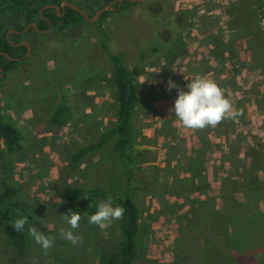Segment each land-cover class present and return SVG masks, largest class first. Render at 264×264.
Here are the masks:
<instances>
[{
	"label": "rangeland",
	"instance_id": "374dc122",
	"mask_svg": "<svg viewBox=\"0 0 264 264\" xmlns=\"http://www.w3.org/2000/svg\"><path fill=\"white\" fill-rule=\"evenodd\" d=\"M256 1L264 37L262 1ZM180 7V0H141L108 10L100 21L79 19L62 33L48 30L25 40L33 46L29 56L0 84V115L22 134L21 147L13 153H6L0 143V191L5 186L16 189L15 199L27 203L32 217L28 228L53 238V246L46 254L28 232V245L18 251L9 226L0 219V264H112L122 244L119 220L106 229L90 224L78 212L80 200H62L66 188L101 189L105 195L99 203L111 199L113 207L119 195L132 197L140 224L135 264H202L201 252L214 233L234 227L235 218L227 211L238 205L249 209L247 226L264 228V90L258 84L263 77L238 75L223 84L215 79L232 110L242 114L214 128H183L170 111L179 91H189L187 85L197 75L212 79L200 74V67L185 72L182 54L191 48V58L197 48L185 49L179 40ZM195 14L191 9L185 20L189 42L194 40ZM102 39L135 74L132 121L138 137L130 184L122 175L114 139L75 158L116 125V88ZM166 54L177 56L169 62ZM169 81L176 87L169 90ZM62 95L74 119L53 127L49 117ZM204 208L213 209L219 221L205 215ZM69 210L82 216L73 230L83 241L76 246L59 235L61 228L70 229L61 217ZM261 235L250 260V255L237 256L238 263L233 262L227 254L228 263L264 264V230Z\"/></svg>",
	"mask_w": 264,
	"mask_h": 264
},
{
	"label": "trees",
	"instance_id": "16d2710c",
	"mask_svg": "<svg viewBox=\"0 0 264 264\" xmlns=\"http://www.w3.org/2000/svg\"><path fill=\"white\" fill-rule=\"evenodd\" d=\"M111 1L114 0H77L75 4L89 16L91 11L96 8L97 10L101 9ZM50 4L60 5V1L0 0V53H5L12 58L22 57L26 52V47L16 46L15 44L27 42L25 40L32 34L40 36L41 31H47L48 29L52 32L62 33L71 26L76 25L79 19L84 20L78 12L68 7L58 14L55 9H45L40 14V10ZM131 4L135 3L123 1L119 9ZM113 7L116 8L117 3ZM107 13L108 11L102 13L99 21ZM34 22L36 23L35 27L30 26L26 32L23 31L27 25ZM10 30H15L18 33L10 32L6 37L7 32ZM100 43L103 52L112 65L111 77L115 84V97L118 104L116 125L113 129L104 131L95 143L80 149L75 158L78 159L87 153L97 151L105 143L114 139L113 147L122 167V175L126 182L130 184L135 173L136 157H134V151L138 137V132L132 121L137 102L135 74L126 67L121 56L111 53L105 39H102ZM30 45L33 47L31 43ZM165 56L171 62L175 59L176 54H166ZM23 60H9L3 54H0V69L3 72L0 84L5 79L6 74L15 70ZM74 114L68 100L62 95L50 114L49 123L53 127H64L74 119ZM21 141L22 134L20 130L0 115V143L3 150L6 153L15 152L20 149ZM104 195L105 191L97 188H66L61 197L66 203L80 200L78 212L89 217L97 212L99 201ZM15 196L16 189L14 187L5 186L0 191V219L9 226L13 235V244L18 251H21L28 245V225L32 217L28 212L27 203L17 201ZM117 206L123 207L125 213L123 219L118 222L122 244L117 253L113 255L112 264H135L133 259L137 250L136 240L140 230L139 210L132 197L127 193L118 196ZM202 212L211 216L214 219L213 221H219L213 209L204 208ZM248 212L249 209L244 204L234 207L232 212L231 210L227 211L231 218H235L236 223L234 227L228 225L224 227L225 229L220 234L214 233L213 240L211 239L208 242L209 245H206L204 251L201 252L202 264H233L228 263L227 254L235 262H237V256L254 255L256 248L260 246L261 230H264V228L255 230L253 227L247 226ZM23 217H27L28 223L23 231L17 232L12 225L17 219ZM230 217H227V221L231 219Z\"/></svg>",
	"mask_w": 264,
	"mask_h": 264
},
{
	"label": "crops",
	"instance_id": "0c3cea01",
	"mask_svg": "<svg viewBox=\"0 0 264 264\" xmlns=\"http://www.w3.org/2000/svg\"><path fill=\"white\" fill-rule=\"evenodd\" d=\"M257 3L256 0H180L184 7L179 9L183 19L179 40L182 39L185 49L191 45L194 50L197 48L191 58L188 55L191 48L182 54L185 72L191 66L200 67V74H209L212 81L218 78L222 84L227 82V77L234 82L238 75L262 76L263 81L258 84L264 90V37L258 28ZM193 8L196 29L193 42H189L185 20Z\"/></svg>",
	"mask_w": 264,
	"mask_h": 264
},
{
	"label": "clouds",
	"instance_id": "9594fccd",
	"mask_svg": "<svg viewBox=\"0 0 264 264\" xmlns=\"http://www.w3.org/2000/svg\"><path fill=\"white\" fill-rule=\"evenodd\" d=\"M175 87V83L169 81V90ZM187 88L189 89L187 92L183 90L179 91L174 108L170 110L175 113V118L185 129L195 131L209 126L214 128L224 119L242 114L232 110V103L229 99L225 98L223 90L217 83L206 77L197 75L188 83ZM97 208V212L88 217V222L99 226L101 229L110 227L114 220L123 219L125 213L123 207H113L111 199L100 202ZM61 217L70 226L71 230L61 228L59 232L60 237L69 241L73 246L81 244L83 242L82 237L74 234L73 231L79 228V223L82 219L81 214L69 210L68 214ZM27 223V217H23L17 219L12 226L17 232H20L23 231ZM28 232L47 254V251L53 246V238L42 234L33 226L28 228Z\"/></svg>",
	"mask_w": 264,
	"mask_h": 264
},
{
	"label": "water",
	"instance_id": "95a60500",
	"mask_svg": "<svg viewBox=\"0 0 264 264\" xmlns=\"http://www.w3.org/2000/svg\"><path fill=\"white\" fill-rule=\"evenodd\" d=\"M123 1H128V2H131V3H136V2H139V1H141V0H114V1H111V2L107 3L105 6H103L101 9H99V10L95 13L94 17H89V16H88L84 11H82L77 5L72 4V3H71V4H69V3H62V4H60V5L50 4V5L44 6V7L40 10V14H41V12H42L43 10H45V9H55V11H56L57 14H58L60 11H64V9H65L66 7H68V8H71V9L75 10L76 12H78V13H79V14H80L85 20L90 21V22H95V21L98 20V18L100 17V15H101L102 13H104L105 11H108V10H113V9H114L113 4H114L115 2L117 3V8H119L120 5H121V3H122ZM30 26L35 27V26H36V23L34 22V23H32V24L27 25L23 31L26 32V31L29 29ZM48 30H50V29H48ZM48 30H47V31H48ZM10 32H17V31H15V30H10V31H8L7 34H6V37H8V35H9ZM41 32H45V31H41ZM17 33H18V32H17ZM15 45H16V46L19 45V46H24V47H26V52H25V54H24L22 57H19V58H12V57L8 56V55L5 54V53H0V54H3V55H4L7 59H9V60H15V61H20L21 59H24V58H26V57L29 56L30 51H31V45H30L29 43H27V42H21V43L15 44ZM2 77H3V72H2V70L0 69V80L2 79Z\"/></svg>",
	"mask_w": 264,
	"mask_h": 264
},
{
	"label": "built area",
	"instance_id": "2783aa9c",
	"mask_svg": "<svg viewBox=\"0 0 264 264\" xmlns=\"http://www.w3.org/2000/svg\"><path fill=\"white\" fill-rule=\"evenodd\" d=\"M261 1H262V4L260 7L259 14H260V24H261V27L264 31V0H261Z\"/></svg>",
	"mask_w": 264,
	"mask_h": 264
}]
</instances>
